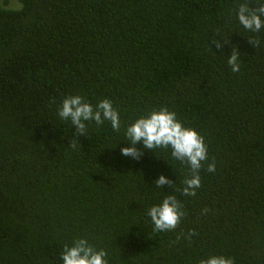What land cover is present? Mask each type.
Returning a JSON list of instances; mask_svg holds the SVG:
<instances>
[{"label": "trees", "instance_id": "obj_1", "mask_svg": "<svg viewBox=\"0 0 264 264\" xmlns=\"http://www.w3.org/2000/svg\"><path fill=\"white\" fill-rule=\"evenodd\" d=\"M242 3L257 0H0V264H62L77 239L108 264H264V28L239 24ZM68 95L111 100L121 130L75 136ZM160 107L204 137L195 195L170 149L120 153ZM168 195L183 215L154 232L146 210Z\"/></svg>", "mask_w": 264, "mask_h": 264}, {"label": "clouds", "instance_id": "obj_2", "mask_svg": "<svg viewBox=\"0 0 264 264\" xmlns=\"http://www.w3.org/2000/svg\"><path fill=\"white\" fill-rule=\"evenodd\" d=\"M236 17L244 29L260 31L264 28V0H257L254 8H249L246 3L240 4ZM227 63L233 73L239 72L240 63L235 52L228 56ZM57 114L61 120L71 122L72 127L76 129L75 136L87 135L88 124L92 122L97 126L108 122L113 130H121L120 114L107 98L93 106L80 95H68L58 106ZM123 137L122 140L127 142V145L120 147V153L125 157L138 159L142 149L151 152L155 149H170L171 158L181 164L186 163L193 173L183 181L180 191L183 195H195V190L201 183L199 170L202 162L208 159L204 137L195 128L186 126L177 119L175 112L167 107H160L127 124L123 128ZM207 170L214 172L215 163H209ZM154 183L158 188L165 184L172 185L163 174ZM146 214L154 232L174 229L183 215L174 195L165 196L158 204L148 207ZM106 255L103 249H94L85 239H77L71 246L65 245L61 252V261L62 264H108ZM199 264H233V261L225 256L211 255L202 259Z\"/></svg>", "mask_w": 264, "mask_h": 264}, {"label": "rangeland", "instance_id": "obj_3", "mask_svg": "<svg viewBox=\"0 0 264 264\" xmlns=\"http://www.w3.org/2000/svg\"><path fill=\"white\" fill-rule=\"evenodd\" d=\"M13 7H18L19 6V4H17V2H12V4H11Z\"/></svg>", "mask_w": 264, "mask_h": 264}]
</instances>
